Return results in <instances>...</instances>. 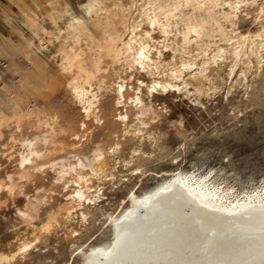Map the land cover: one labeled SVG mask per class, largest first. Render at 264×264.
<instances>
[{
    "label": "bare ground",
    "instance_id": "bare-ground-1",
    "mask_svg": "<svg viewBox=\"0 0 264 264\" xmlns=\"http://www.w3.org/2000/svg\"><path fill=\"white\" fill-rule=\"evenodd\" d=\"M13 1L18 6L16 13L0 5L1 63L3 58H13L19 48L31 60L38 55V49H48L42 38L38 47L34 43H17L19 27L34 25L37 0ZM107 1L111 5H106ZM252 7H257L260 26L253 33L239 26L241 16ZM57 17L64 26L63 35L60 31L53 33L54 40H62L56 52L61 59L59 70L82 118L76 123L58 108L38 107L50 88L48 72L22 66L17 68L21 72H11L12 78L18 80H12L7 88H2L6 79L1 73L0 138L6 128L13 127L20 134L19 139L14 138L20 145L19 169L0 178V195L25 194L35 175L50 165L63 186L75 184L65 211L100 196L89 190L91 179L83 169L89 166L95 176L104 173V144L98 143L88 164L77 147L71 152L72 158L61 152L67 139L83 142L90 133V123H105L108 86L104 75L114 65L130 70L131 76L136 71L148 75L149 82L138 81L140 93L135 97L136 107L144 115V87L150 93L177 89L200 95L206 81L213 87L211 66L224 64L229 58L231 77L240 64L247 65L239 76L249 87L248 73L253 62L264 64V0H85L78 1L77 9L65 8ZM93 21L102 26V38L91 40L89 28ZM156 30L163 35L158 44L152 35ZM216 37L232 42L227 44L229 47L218 46ZM166 49L173 53V60L167 63L163 58ZM177 52L183 55L180 63L175 59ZM115 92L116 117L127 123L128 83L123 77ZM31 121L35 131L24 134L25 124ZM142 123L147 125L144 120ZM134 169L137 172L141 166ZM210 174L178 169L148 189H129L126 205L107 214L109 237L79 245L75 264H264V186L237 190L224 184L229 181L212 180ZM49 203V190L39 188L34 199L15 212L28 222L38 221ZM81 215L85 220L84 211ZM56 217L49 216L39 228L42 231L19 241L13 250L10 248L11 254H0V263L14 264L16 255L27 254L49 232Z\"/></svg>",
    "mask_w": 264,
    "mask_h": 264
},
{
    "label": "rangeland",
    "instance_id": "rangeland-1",
    "mask_svg": "<svg viewBox=\"0 0 264 264\" xmlns=\"http://www.w3.org/2000/svg\"><path fill=\"white\" fill-rule=\"evenodd\" d=\"M78 1L85 0H59L58 3L54 0H37L33 14L34 25L20 26L15 40L18 44L34 43L38 47L39 38H42L48 49L44 52L38 49V55L31 60L19 48L13 58H3L2 63L0 62V74L6 79V85L2 88H7V84H11L12 80H18L17 77L12 78L11 72H21L17 71V68L22 66L48 72L47 81L50 88L41 98L38 107L58 108L68 113L69 118L76 123L82 118L81 110L64 85L59 70L61 59L56 53L62 40H54L53 33L60 31L64 34L63 22L58 19L57 13L68 7L77 9ZM0 4L8 6L12 13L18 11V6L13 0H0ZM106 5H111V2L107 1ZM245 14L239 20L241 30L256 32L260 27L257 7L250 8L248 14ZM20 15L23 17V14ZM93 23L89 28L91 40L102 38V26L96 21ZM227 29L231 27L228 26ZM152 35L156 44L163 40V35L158 30L153 31ZM215 39L216 45L223 47H229L227 44L232 42L226 43L218 37ZM164 52L165 62H171L173 53L169 49ZM195 52L193 51L194 54L197 53ZM177 53H180V56ZM177 53L175 59L180 63L183 55L181 52ZM231 61L232 58H229L224 64L211 66L210 80L213 87L206 81L202 89L204 92L200 95L177 89L150 93L144 87L141 95L147 108L144 115L136 107L135 97L140 93L138 81L149 82L148 75L143 71H136L131 76L130 70L121 65H114L104 75L108 86L105 123H90L88 137L80 143L67 139L64 151L61 152V155L72 158L71 152L77 147L80 153L82 152L83 162L88 164L98 143L104 144V173L95 176L89 166L83 169L91 179L89 190L94 195L97 194V197L100 196L82 207L65 211L69 202L68 194L75 184L63 186L62 182L57 180L56 169L49 165L44 172L35 175L25 194L10 195L3 192V195H0V254H11L19 241L38 234L42 231L39 228L48 217L57 215L42 240L22 257L16 255L13 262L75 264L79 260V245L87 246L109 237L107 214L126 205L129 189H148L178 169L211 173L212 180L222 183L229 181L224 184L233 185L237 190L264 186V64L253 62L248 73L247 83L250 84L247 87L246 82L239 76L242 69H247V65L240 64L235 75L231 77ZM120 77L128 83L127 123L116 117L118 106L115 88ZM142 120L147 125H143ZM34 131V122L25 124L24 134ZM19 137L16 129L8 127L5 129L4 139L0 138V178L19 169L17 158L20 142L14 140ZM136 166H141L137 172L134 169ZM46 187L49 190L50 203L42 211V218L34 222L22 219L15 211L34 199L39 188ZM81 211L85 213V220L82 219Z\"/></svg>",
    "mask_w": 264,
    "mask_h": 264
},
{
    "label": "crops",
    "instance_id": "crops-1",
    "mask_svg": "<svg viewBox=\"0 0 264 264\" xmlns=\"http://www.w3.org/2000/svg\"><path fill=\"white\" fill-rule=\"evenodd\" d=\"M1 5V4H0Z\"/></svg>",
    "mask_w": 264,
    "mask_h": 264
}]
</instances>
